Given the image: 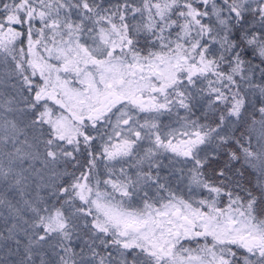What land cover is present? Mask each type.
<instances>
[{"label": "snow or ice", "instance_id": "obj_1", "mask_svg": "<svg viewBox=\"0 0 264 264\" xmlns=\"http://www.w3.org/2000/svg\"><path fill=\"white\" fill-rule=\"evenodd\" d=\"M0 85L12 264H264V0H0Z\"/></svg>", "mask_w": 264, "mask_h": 264}, {"label": "rangeland", "instance_id": "obj_2", "mask_svg": "<svg viewBox=\"0 0 264 264\" xmlns=\"http://www.w3.org/2000/svg\"><path fill=\"white\" fill-rule=\"evenodd\" d=\"M136 2H138V0H136ZM217 2L222 3V0H217ZM0 89H2L1 85H0ZM180 115H184L183 110H180ZM161 121L165 124H170L172 127H179V124L177 123V118L175 116L165 115V118L163 120L161 119ZM160 159H162L165 164L168 163L166 157H160ZM176 166L179 167L180 165L178 164ZM125 167H127V165H125ZM168 171H171V169H162L161 173L163 175V174H166ZM169 186L172 188L173 191H175L178 195L183 196L185 199H198L202 196L207 195V192L203 189L193 188L191 191H189L187 180H184L183 182H181V181L176 180L175 178H172ZM8 256L9 257L4 256V260L6 264H12V262L14 261L13 256L10 254Z\"/></svg>", "mask_w": 264, "mask_h": 264}, {"label": "trees", "instance_id": "obj_3", "mask_svg": "<svg viewBox=\"0 0 264 264\" xmlns=\"http://www.w3.org/2000/svg\"><path fill=\"white\" fill-rule=\"evenodd\" d=\"M103 2L107 5L108 3H115L116 0H103ZM17 47H19V45H17ZM250 55V54H249ZM258 62V61H257ZM2 89H3V85H1ZM7 91L11 92V89H7ZM197 115H199V113H197ZM165 118V115L161 117V119L163 120ZM239 166V165H237ZM119 167L120 166H116L117 168V173H119ZM147 167V165H145V168ZM207 172V169L205 170ZM100 172L101 174L103 175L104 173V168H103V162H100ZM131 172H134V169H130V173ZM246 177H247V173H246ZM209 178H210V174H209ZM46 189L45 190H42L41 191V195H45L46 194ZM150 194H153L151 193V190H150ZM5 228V222L2 218H0V231H3ZM5 235H7V233L5 232ZM202 242V241H201ZM11 242H5V241H0V264H6L5 260H4V256H7L9 257L8 255H12L13 256V260L14 261H17L19 259V254L16 253V250H15V245H12L11 248H12V251L11 253L9 252V249H8V245L10 244ZM194 246V245H193ZM13 261V262H14Z\"/></svg>", "mask_w": 264, "mask_h": 264}]
</instances>
